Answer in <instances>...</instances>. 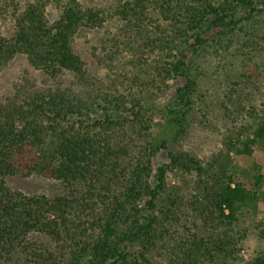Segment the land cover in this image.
Returning a JSON list of instances; mask_svg holds the SVG:
<instances>
[{
  "label": "trees",
  "instance_id": "16d2710c",
  "mask_svg": "<svg viewBox=\"0 0 264 264\" xmlns=\"http://www.w3.org/2000/svg\"><path fill=\"white\" fill-rule=\"evenodd\" d=\"M256 1L133 0L107 17L69 0L62 15L51 19L36 1L24 0L22 10L21 0H0V11L10 12L15 28L13 37L0 38V67L23 54L53 78L63 72L84 75L72 46L78 31L123 23L138 32L119 37V52L139 39L152 51L174 53L172 62L157 66V76L183 82L177 100L189 109L192 101L185 91L198 85L189 52L199 51L220 22L233 23L240 7L249 18L263 14L264 0L261 9ZM254 53L264 62L263 50ZM258 66L253 63L250 72L247 65L236 85L258 91ZM114 100L113 107L123 109L124 101ZM78 107L61 90L0 104V264H149L156 248L173 254L175 264H196L202 256L222 255L235 246L234 225L264 186V113L260 138L253 145L242 142L238 150V158L246 151L255 155L252 163L243 166L237 160L226 178L210 187L196 184L186 199L180 188L168 190L167 173L175 164L189 175L195 169L169 151V161L152 177L150 158L161 147L146 134L141 111L131 109L132 117L126 111L116 120L104 108L105 120L87 123L79 119ZM33 176L57 183L58 192L53 197L28 194L10 184ZM224 208L232 218L221 213Z\"/></svg>",
  "mask_w": 264,
  "mask_h": 264
},
{
  "label": "rangeland",
  "instance_id": "374dc122",
  "mask_svg": "<svg viewBox=\"0 0 264 264\" xmlns=\"http://www.w3.org/2000/svg\"><path fill=\"white\" fill-rule=\"evenodd\" d=\"M26 1L38 2L41 8L43 5L48 18L58 19L69 0ZM132 1L78 0L89 11H102L107 17L117 7ZM25 7L23 3L20 9ZM256 7L263 8L260 0L256 1ZM14 32L10 12L0 11V38L10 39ZM136 32L123 23L78 31L72 46L82 60L84 75L63 72L53 78L32 67L26 55L9 58L0 67V104L25 101L36 91L61 90L75 100L82 113L79 119L87 123L105 120L106 109L116 120L125 118L126 111L131 116V109L141 111L149 126L146 134L150 133L149 139L161 147L150 158L152 177L161 164L169 161V151L195 169L189 168V175L183 166L175 164L167 173L168 190L180 188L186 199L196 184L210 187L226 178L229 171L237 167V160L242 161L243 166L251 164L255 155L246 151L238 158V150H242V142L253 145V140L261 135L259 119L264 113V62L254 50L264 51V13L249 18L248 10L240 7L235 11L233 23L220 22L211 32V39L199 51L189 52L188 61L193 63L191 71L198 83L194 91H185L192 101L189 109L177 100L176 94L183 82L173 75L157 76V66L161 62H172L174 53L152 51L143 47L139 39L131 47L122 46V52L115 47L123 33L136 37ZM150 32L154 36L158 34L154 29ZM251 54L253 61L249 59ZM253 63L259 64L258 91L236 85L243 81L247 65L250 72L254 71ZM115 97L124 101V104L121 102L123 109H116V103L113 107L111 101ZM170 111L175 114L169 115ZM174 120L177 122H172ZM76 124L78 127L79 122ZM48 137L52 139V135ZM261 160L264 161V156ZM10 184L15 190L49 197H53L59 188L57 183L37 176L11 180ZM221 213L232 218L227 208ZM240 217L232 232L235 246L222 255L202 256L196 264H264V186ZM153 251L149 264H175L176 257L170 252L160 248Z\"/></svg>",
  "mask_w": 264,
  "mask_h": 264
}]
</instances>
